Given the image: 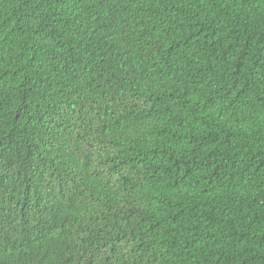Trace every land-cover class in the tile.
I'll use <instances>...</instances> for the list:
<instances>
[{
    "label": "trees",
    "instance_id": "trees-1",
    "mask_svg": "<svg viewBox=\"0 0 264 264\" xmlns=\"http://www.w3.org/2000/svg\"><path fill=\"white\" fill-rule=\"evenodd\" d=\"M0 264H264V0H0Z\"/></svg>",
    "mask_w": 264,
    "mask_h": 264
}]
</instances>
